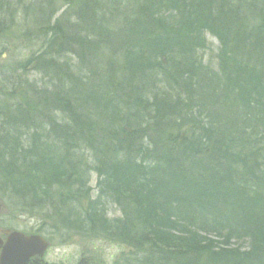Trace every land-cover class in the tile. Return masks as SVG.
I'll return each instance as SVG.
<instances>
[{
  "label": "trees",
  "instance_id": "obj_1",
  "mask_svg": "<svg viewBox=\"0 0 264 264\" xmlns=\"http://www.w3.org/2000/svg\"><path fill=\"white\" fill-rule=\"evenodd\" d=\"M19 10L38 47L0 65L3 216L122 264H264V0H0L1 39Z\"/></svg>",
  "mask_w": 264,
  "mask_h": 264
},
{
  "label": "rangeland",
  "instance_id": "obj_2",
  "mask_svg": "<svg viewBox=\"0 0 264 264\" xmlns=\"http://www.w3.org/2000/svg\"><path fill=\"white\" fill-rule=\"evenodd\" d=\"M29 2V1H27ZM60 3H58L59 5ZM17 17L15 24L10 28L6 35L1 39L0 37V65L2 64H12L24 60L28 54L34 51L38 44L33 43L29 40V37L25 36V31L27 27L32 24L33 14L31 12L23 11L17 12ZM209 41L210 49L203 53L204 62L211 65V67L216 68L217 60L216 55L218 52V42L211 36H207ZM96 177L94 176L92 186L95 187ZM1 203V202H0ZM2 207V208H1ZM4 206L0 204V213L2 212ZM110 217H116L120 215L114 207L109 208ZM39 221L35 218H15V216L2 214V221L0 225H5L13 230L23 232L28 235H34L39 228ZM45 237L50 245L51 249L47 255V259L54 263L67 262L68 260L76 261L81 252H91L95 254L98 258L104 260L107 264H122L121 263V253L122 247L109 242H84L81 239L74 238L71 241L62 244L60 240L50 241L48 237ZM241 245H244L241 244Z\"/></svg>",
  "mask_w": 264,
  "mask_h": 264
},
{
  "label": "water",
  "instance_id": "obj_3",
  "mask_svg": "<svg viewBox=\"0 0 264 264\" xmlns=\"http://www.w3.org/2000/svg\"><path fill=\"white\" fill-rule=\"evenodd\" d=\"M3 248L0 264H30L31 259L43 258L49 243L39 235L26 236L13 232Z\"/></svg>",
  "mask_w": 264,
  "mask_h": 264
},
{
  "label": "flooded vegetation",
  "instance_id": "obj_4",
  "mask_svg": "<svg viewBox=\"0 0 264 264\" xmlns=\"http://www.w3.org/2000/svg\"><path fill=\"white\" fill-rule=\"evenodd\" d=\"M2 221V215L0 214V224ZM16 230L11 229L10 227L0 225V259L4 246L8 242L9 237ZM23 233V232H22ZM25 234V233H24ZM51 245L49 244L48 249L46 250L43 258H33L31 259L30 264H58L47 259V255L50 252ZM59 264H107L104 260L98 258L95 254L91 252H81L76 261L68 260L67 262H60Z\"/></svg>",
  "mask_w": 264,
  "mask_h": 264
},
{
  "label": "bare ground",
  "instance_id": "obj_5",
  "mask_svg": "<svg viewBox=\"0 0 264 264\" xmlns=\"http://www.w3.org/2000/svg\"><path fill=\"white\" fill-rule=\"evenodd\" d=\"M207 36H211V37H213L214 39H216L214 36H212L210 33H207L206 34V38H207ZM217 40V39H216ZM207 41H208V39H207ZM209 42V41H208ZM217 42H218V40H217ZM218 44H219V42H218ZM203 57V56H202ZM204 58V57H203ZM116 217H118V216H116ZM119 217H120V215H119Z\"/></svg>",
  "mask_w": 264,
  "mask_h": 264
}]
</instances>
